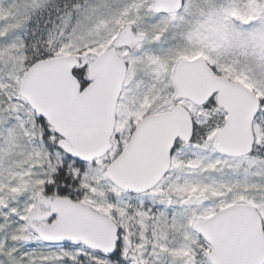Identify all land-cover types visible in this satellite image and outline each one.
I'll use <instances>...</instances> for the list:
<instances>
[{
  "label": "snow or ice",
  "instance_id": "snow-or-ice-1",
  "mask_svg": "<svg viewBox=\"0 0 264 264\" xmlns=\"http://www.w3.org/2000/svg\"><path fill=\"white\" fill-rule=\"evenodd\" d=\"M0 264H264V0H0Z\"/></svg>",
  "mask_w": 264,
  "mask_h": 264
}]
</instances>
